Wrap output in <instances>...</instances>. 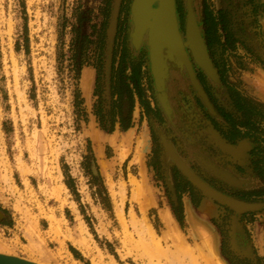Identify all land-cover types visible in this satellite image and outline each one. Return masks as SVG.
Listing matches in <instances>:
<instances>
[{"label": "rangeland", "instance_id": "obj_1", "mask_svg": "<svg viewBox=\"0 0 264 264\" xmlns=\"http://www.w3.org/2000/svg\"><path fill=\"white\" fill-rule=\"evenodd\" d=\"M115 2L0 0V253L41 264H205L200 250L213 241L232 264H264V208L238 219L242 231L235 241L243 249L250 245L256 257L240 260L229 246L231 210L223 207L225 217L211 220L221 240L188 220L184 197L191 192L182 183L180 194L173 192L164 181L160 143L166 136L183 157L207 156L234 170L254 185L227 194L264 205V104L257 89L264 74V0L242 6L239 0H192L221 85L193 63L214 85L221 112L207 118L206 106L177 68L168 86L176 109L168 121L148 46L136 51L131 45L132 0L119 1L107 73ZM176 11L184 38L187 0H176ZM229 129L234 137L228 140ZM241 142L252 151L236 156ZM133 181L143 189L140 203L133 199ZM199 198H192L196 208ZM164 210L179 238L162 223ZM81 236L87 252L73 244ZM180 239L194 260L178 251Z\"/></svg>", "mask_w": 264, "mask_h": 264}, {"label": "bare ground", "instance_id": "obj_2", "mask_svg": "<svg viewBox=\"0 0 264 264\" xmlns=\"http://www.w3.org/2000/svg\"><path fill=\"white\" fill-rule=\"evenodd\" d=\"M119 1L120 0H116L115 2L116 8L118 7ZM174 1L173 0H140V2L137 5L138 7H137V16H136V32L134 36L135 46L132 45L136 51L140 50L143 43V41L142 42L140 41L143 37L144 29L148 27V32H149L148 50H149V56H151L152 58L153 70L155 76V78L153 77V81L154 84L156 81L155 87H158L159 89V91H157L159 94V102L165 114L168 117H170L171 113L167 101V95L165 94L166 83L167 80L169 79V69L166 74V68H165V66H167L166 61L170 59L174 60L175 63L178 65L175 66L181 72L184 71L186 72L185 69H181L179 68V66L185 67L187 70L190 67L192 71V66L190 65L191 57L197 61L205 60V57L203 56V52H202L203 49L197 39L194 21L191 18V16L185 28V34L186 36L188 35L187 36L188 44L187 46L183 44L180 27L178 24V18L176 15V3L174 5ZM157 2L161 4V7L159 9H156V11H153L155 7L154 4ZM192 6H193V2H192ZM197 25H198V21H197ZM186 47H188L190 53L187 50H185ZM107 73H109L108 69H107ZM163 86L165 87V93L163 91L164 90ZM161 137L167 159L173 160V162L180 170L182 175L186 177L188 181L193 185L195 191L197 192V195L201 198V204L199 208L192 206L190 204V201L187 200V204H188L187 206L189 209L187 219L196 221V223H199L203 227L204 226L207 227L214 234L215 240H221V232L219 228H217L212 224L211 220L213 218L220 219L222 217H225L226 212L222 208L223 207L228 208L229 210H231V214H229V216L230 217L232 216L231 225H229L228 227L230 231L229 246L232 251L231 253L236 257H238V259L240 260L250 259L255 261L256 257H254V254L252 253V247L249 245L247 249L240 248L235 241L236 240L235 235L236 232L242 231L241 230L242 227L239 224L238 219L247 212H254V211L259 212L260 208H258V206L256 207V205H253L251 203H246L237 200L235 198H232L228 195L222 194L216 191L215 189H213L212 187H210L208 184L202 181L195 173L192 172V170L187 165L189 161L186 162L182 161L177 156L173 146L166 140V138L163 135H161ZM94 141L97 147L100 146L101 138L99 136L95 137ZM249 148L250 147L247 144H245L238 150L237 153L239 155H243L247 150H249ZM198 160L207 172H209L215 178L225 183L226 186H228L230 189L242 190V189L250 188L254 185L253 183L248 182L246 180L245 181L240 180L239 178L232 175L230 172L221 169L215 163L203 157H199ZM133 184L136 187L133 193V199L134 201L140 203L141 202L140 197L143 196V189L142 187H139V185H136L137 183L135 181H133ZM54 196H56L59 199V197H61V190H56ZM147 205H148L147 207H149V204ZM218 206L221 208H219ZM142 210L143 212H145L144 211L146 210L145 204L142 205ZM160 217L165 227L169 231H171V228L174 227L173 226L174 223L170 213L164 210V212L161 213ZM149 230L153 232L150 227ZM173 230L176 236L179 238L180 234L175 231V228H173L172 231ZM258 232H261V230L259 229ZM192 234L194 236L193 231ZM258 235L260 238V234ZM150 237H151L150 240H155L153 235L150 234ZM256 240H257V233H256ZM259 240H261V238ZM259 243H261V241ZM73 244L80 251L87 252L89 250L88 242L85 239H83L82 236L78 241L73 240ZM255 244L257 245V243ZM176 245L179 252L193 259L192 256L193 254H191L192 252L190 251V247L187 244L183 243L181 239L176 240ZM203 245H204V249L203 251L200 250V253L204 255L203 260L205 261V264H232L227 258L222 257L219 254L217 243L214 242L213 244V241H206V242L204 241ZM153 248L156 251L155 254L158 255L159 251L161 250L160 245L158 244ZM0 254L7 256H14L3 253ZM205 254H209V256L206 257ZM29 261L37 264H41L36 261H32V260Z\"/></svg>", "mask_w": 264, "mask_h": 264}, {"label": "flooded vegetation", "instance_id": "obj_3", "mask_svg": "<svg viewBox=\"0 0 264 264\" xmlns=\"http://www.w3.org/2000/svg\"><path fill=\"white\" fill-rule=\"evenodd\" d=\"M121 1V0H120ZM133 1V0H132ZM239 3H240V6H242L243 5V3H244V0H239ZM244 9V8H243ZM241 15H242V13H243V11L241 10V12L240 11H238ZM244 15V14H243ZM246 22V20L245 21H243V24ZM249 25H248V28H249V31L251 32V33H254V31H253V29L251 28V26H250V23H248ZM203 35V34H202ZM203 38H204V36H203ZM204 40H205V38H204ZM205 43H206V46H207V42H206V40H205ZM143 44H145V45H147V43H146V41H143V43H142V45ZM208 47V46H207ZM141 48H142V46H141ZM140 48V49H141ZM147 51H149L148 50V47H147ZM208 51H209V49H208ZM148 57H149V53H148ZM190 61H191V63H192V68H193V71H194V73H195V77H196V79H197V81H198V83H199V85H200V87L202 88V90L204 91V93L206 94V96H207V98H208V102H209V104L211 105V107H212V109H213V112H214V115H212V114H210L209 113V111H208V109H206L205 111H204V114H205V116L207 117V118H210V119H212V120H214V119H218L219 117H220V114H219V112H221V111H219V109L217 108V106H216V104H215V102H214V100H213V98H212V87H214V85L212 84V82L207 78V77H205L204 76V74L203 73H201L197 68H196V66L194 65V63H193V61L190 59ZM168 66H169V79L167 80V83H166V94H167V101H168V105H169V107H170V113H171V115H170V117H168L166 114H165V112L163 111V114H164V116H165V119L168 121V119L169 120H172V118H173V116H174V113H175V106L173 105V103H172V101H171V98H170V92H169V82L171 81V78H172V71H173V69H177V67L174 65L173 66V64L171 65L170 63L168 64ZM178 70V69H177ZM180 71V70H179ZM137 74V73H136ZM183 74H185L186 75V77H187V81H188V84H189V86L192 88V90L193 91H195L194 90V88H193V86H192V84L190 83V81H189V79H188V76H187V72H183ZM217 74H218V76H219V84L221 85V77H220V75H219V73L217 72ZM195 94H197V92H194ZM198 95V94H197ZM126 101V100H125ZM197 101H201V99L199 98H197ZM202 102V101H201ZM124 108H126V105H125V107ZM158 123V122H157ZM233 133H234V130L233 129H229V130H227L226 131V133H224L225 134V136L227 137V139L229 140V139H231V137H234L233 136ZM165 138H166V140L173 146V148H174V150H175V152H176V154H177V156L182 160V161H189L188 162V166H189V168L192 170V172L193 173H195L202 181H204L206 184H208L210 187H212L213 189H215L216 191H218V192H220V193H222V194H225V195H228V196H230V197H232V198H234L233 196H231V195H229V194H231L230 193V191H236V189H230L228 186H226V184L224 183V185H223V188L222 189H218L217 187H215L212 183H210L206 178H204V173H206L207 174V176H210L213 180H216L215 179V177L213 176V175H211L209 172H207L204 168H203V166L201 165V163L199 162V160H198V158L195 160V158H192V157H189V158H187V157H183L182 155H181V152L178 150V148L176 147V145L172 142V141H170L166 136H164ZM223 139H224V137H223ZM225 141V140H224ZM160 143H161V151H162V163H163V169L165 170V175H163L164 177H163V179H164V181H166L167 182V184H169V186L172 188V191L173 192H176V193H179L180 194V192L179 191H181V186H183V185H181V183L182 184H184V185H187L188 186V188H189V190H190V195H187V197H184V199H186V200H189L190 201V203L193 205V200H192V198L194 197V196H196L197 195V192L195 191V188L193 187V185L188 181V179L186 178V177H184L183 175H182V173L180 172V170L177 168V166L175 165V163L173 162V160H171V159H167V157H166V155H165V148H164V145H163V141H162V137L160 136ZM245 144H247L250 148H249V150L250 151H252L251 150V144L250 143H247V142H241V143H239L238 145H237V148L234 150V153H235V155L236 156H243V155H245L246 153H247V151H249V150H247L243 155H239L237 152H238V150L243 146V145H245ZM229 146H230V144H229ZM201 157H203V158H205V159H207V160H209V161H213V160H211V159H209L207 156H201ZM160 164H161V162H160ZM200 167V169L201 170H203L204 171V173L203 174H201V173H199L198 171H197V168H196V166L197 165ZM225 171H228V172H230L232 175H234L235 177H237V178H239L240 180H243L242 178H241V176H239V175H237V174H235V171L234 170H232V169H227V170H225ZM178 180V182H176ZM168 190H170L169 189V187L167 186L166 187ZM248 189H251V187L250 188H248ZM221 190H223V191H221ZM240 190V189H239ZM238 190V191H239ZM242 190H244V189H242ZM245 190H247V189H245ZM227 193H229V194H227ZM198 196V195H197ZM200 200H201V198H199ZM236 199V198H235ZM237 200H239V199H237ZM200 203V202H199ZM225 209H227L226 207H224ZM229 210V209H228Z\"/></svg>", "mask_w": 264, "mask_h": 264}, {"label": "water", "instance_id": "obj_4", "mask_svg": "<svg viewBox=\"0 0 264 264\" xmlns=\"http://www.w3.org/2000/svg\"><path fill=\"white\" fill-rule=\"evenodd\" d=\"M139 2H140V0H133L132 4H131V9H130L131 21H132V24H133V29H132V33L130 35V38H131V45H133V46H135V42H134L135 41V37L134 36H135V32H136V16H137V7H138L137 5H138ZM175 3H176V0L174 1V5H175ZM154 6L155 7H154L153 11H156V9H159L161 7V4L157 2V3L154 4ZM118 10H119V3H118V7L117 8L114 5V12L112 14V18H111V21H110V24H109V28H108V31H107V39H108L109 46H108V61H107V68L106 69H108V71L110 70L109 69L110 68L109 67V62H110L111 45L113 43V40H114L115 34H116ZM176 15H177V11H176ZM190 16H191V18L194 21L197 39H198V41L201 44V47L203 49L202 52H203V56L205 57V60L204 61H197V60H194V58H192L191 56L190 57L193 60V62L206 74V76H208L213 82L219 83V76H218L217 71L215 70V68L213 66V62H212V60H211V58H210V56L208 54V48L206 46V43H205V40L203 38L202 32H201L199 26L197 25L195 12H194V9H193V6H192V0H187L186 26H187V24L189 22ZM176 21H177V18H176ZM186 26H185V28H186ZM148 33H149L148 32V27H146L144 29L143 37H142V39L140 41V42L146 41L147 46H149ZM187 36H186V34H184V38L182 36L183 44H185L186 46L188 44ZM185 50H187L189 52L188 47H186ZM149 58H150L151 74L155 78L154 70H153L152 58H151V56H149ZM167 61H166L167 66H165L166 74H167V71L169 69V66H168L169 63L173 64V65H177L174 60L170 59V60H167ZM190 65L192 66L191 61H190ZM179 68L186 70L187 75L189 77V81L192 84L194 90L197 92L199 98L203 101V103L205 104V106L208 109V111L210 113L213 112V109H212L211 105L208 102V98H207L206 94L204 93V91L200 87V85H199V83H198V81H197V79L195 77V74L193 72V68H192V71H191L190 67L188 68V70L185 67H180L179 66ZM155 84H156V81H155ZM163 88H164L163 91L165 93V87L163 86ZM156 91H159L158 87H156ZM211 114L214 115V113H211ZM257 206H258V208H260V210H262L264 208V205H256V207ZM0 264H37V263L31 262V261H29L27 259L20 258V257L7 256V255L0 254Z\"/></svg>", "mask_w": 264, "mask_h": 264}, {"label": "crops", "instance_id": "obj_5", "mask_svg": "<svg viewBox=\"0 0 264 264\" xmlns=\"http://www.w3.org/2000/svg\"><path fill=\"white\" fill-rule=\"evenodd\" d=\"M263 73H259V81H258V83H259V87L257 86V89L259 90V93H260V95H261V97H260V99H259V101L261 102V103H263L264 104V74L262 75ZM257 90V91H258ZM191 204V203H190ZM192 205V204H191ZM193 206V205H192Z\"/></svg>", "mask_w": 264, "mask_h": 264}, {"label": "trees", "instance_id": "obj_6", "mask_svg": "<svg viewBox=\"0 0 264 264\" xmlns=\"http://www.w3.org/2000/svg\"><path fill=\"white\" fill-rule=\"evenodd\" d=\"M67 186H68V184H67Z\"/></svg>", "mask_w": 264, "mask_h": 264}]
</instances>
